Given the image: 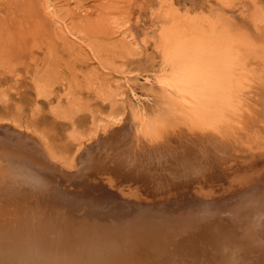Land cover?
Masks as SVG:
<instances>
[{
	"label": "rangeland",
	"instance_id": "374dc122",
	"mask_svg": "<svg viewBox=\"0 0 264 264\" xmlns=\"http://www.w3.org/2000/svg\"><path fill=\"white\" fill-rule=\"evenodd\" d=\"M148 1L136 0L122 17L132 18L137 32L135 42L122 45L118 34L108 41L95 33L81 40L65 28L81 18L94 23L98 0H53L55 18L62 20L59 26L71 45L61 48L58 28L50 31L24 0H0V126L33 147L18 149L13 142L7 147L10 141L0 147V183L33 176L37 185L47 186L40 204L27 200L20 213L17 197L4 190L2 200L11 210L0 223V249L11 253L1 257L4 264L29 263V252L19 249L24 244L39 248L29 246L46 261L63 252L75 264L96 261L90 255L94 248L106 258L114 254V264H264V106L256 105L264 104V94H240L252 81L264 87V72L252 67L231 77L233 90L223 64L202 65L200 59L240 42L241 32L264 13V0L259 5L256 0ZM243 17L245 26L239 21ZM228 25L241 32L231 33ZM88 42L99 57L85 51ZM63 49L80 52L68 56ZM78 56L79 65L72 67ZM132 58L142 61L129 64ZM35 77L46 79L44 88L33 86ZM194 85L189 105L183 95ZM66 102L73 115L57 117ZM221 105L236 113L224 117L217 109ZM248 111L256 112L257 122L250 115L241 119ZM111 117L121 120L107 131L98 129L97 119ZM95 128L97 135L88 138ZM213 156L229 163L231 172L211 173L203 181L201 171ZM23 158L38 169L22 164ZM102 165L108 168L98 169ZM59 166L79 173L52 183ZM62 184L93 218H104L105 230L76 224L74 211L64 214V204L45 198ZM236 204L249 208L238 210ZM12 224L23 234L6 248L3 240L13 232ZM122 231L136 235L116 236ZM83 240L91 246L85 248Z\"/></svg>",
	"mask_w": 264,
	"mask_h": 264
},
{
	"label": "bare ground",
	"instance_id": "6f19581e",
	"mask_svg": "<svg viewBox=\"0 0 264 264\" xmlns=\"http://www.w3.org/2000/svg\"><path fill=\"white\" fill-rule=\"evenodd\" d=\"M20 1L22 2L23 0H20ZM24 1H25V5L30 7L34 11V13L36 15H38V18H40L43 22H45L48 25V29H50V31H54V28H56V27L58 28L59 32H57V33H59L61 35L58 37L56 43L61 48L71 47V45L67 41V39L65 37H63L62 33H64V32H63L62 28L59 26L60 22H62V20L59 19L58 17L55 18L56 10H55L54 4H53V0H24ZM98 1L101 3H100V8L97 10L98 11L97 17L95 18L96 21L94 23H91L90 26L86 25L87 19L81 18V20L77 26L73 25L71 27H65V28L69 31L75 30L78 34L81 35V40H83L87 35H89L91 33L92 34L95 33V34H97L98 37L101 36L102 38H104V39H102V41L103 40L108 41L110 39L109 38L110 35L118 34L119 36H121L120 44H122V45H125V44L129 45V39L132 40L133 42H135L136 41L135 37L137 38V36H136L137 32L134 34L135 25L132 21V18H129L127 20V19H122V17H124L125 14L126 15L128 14L127 12L129 10L130 5L134 4V2L136 0H98ZM138 1H141V0H138ZM206 1H213V0H206ZM152 2H154V0H149L148 2H146V4L149 3V5H151ZM256 2H257V5L260 4V0H256ZM263 4H264V2H263ZM160 5L162 6V4H160ZM254 5H255V3L253 4V6ZM256 18H258L256 21L257 23H253L251 27L244 29L243 32H241L239 30L241 27L236 28V27H232V26L228 25L229 31L231 33L235 29H238L242 33L243 38L240 40V42H237L235 40L234 45H231L228 48V50H225L227 47L226 46V47H224L225 49H223V50H219V51L215 50L214 53H211V55L209 54L211 57L208 55V56H205L204 59L200 58V59L204 60L202 65H205L207 63L209 66L210 61L214 62V64H217V63H219L221 65L223 64L222 65V68L224 70L223 73L226 74L227 80L229 79L228 86L233 88V90H236L237 87H236V85L232 84L231 77L239 75V73L242 74L243 72H246L247 70H249L252 67L253 68L258 67L261 72L262 71L264 72V65L262 64V63H264V55L262 54V50H264V13L262 14V12L259 11ZM239 21H243L244 26L248 24L247 19L244 17L241 18V20L239 19ZM82 24H84V26ZM88 28L93 29V31L88 32L87 30H84V29H88ZM161 31H162L163 35H166L165 29H163ZM230 38H231V36L228 37V39H230ZM237 45L239 46L240 49L237 48ZM92 46L93 45L88 42L86 44V47H85L86 50L85 51L90 50V52L92 51V52H94V54L97 53L98 57H99L100 51L98 49L92 48ZM63 50H66L68 52V56H71L72 53L74 54V52L75 53L80 52V50L79 51H72V49H63ZM215 57H216V59H214ZM239 58L244 59V60L240 61V60H238ZM141 61H142L141 59L136 60V59L132 58V59H129V61H127V62L129 64H136V63H140ZM222 61L226 62V63H223ZM58 62L60 63L59 60H58ZM79 62H80V58L78 56L77 62L74 63V65L72 67L76 66L77 64L79 65ZM226 65H228V66H226ZM229 65H232V67L229 68ZM213 70H214L215 74L218 73V69L214 68ZM13 80L17 81L16 75H13ZM79 80H87V79L82 78ZM45 82H46V79L44 77H41V78L35 77L32 81L33 86L36 87L37 90L44 88L46 85ZM246 87L247 88L244 91H240L242 98H245V97L249 96L250 94H252V95L264 94L263 83L261 84V83H258L257 81H255V82L252 81V84H249V86L247 85ZM196 90H197V85L190 86L186 90L187 94L183 95L185 97L184 100L189 105H191L192 103H190V101H188V98H192L193 96H191V94L196 93ZM113 101L114 100L112 98L111 102L113 103ZM249 105H252L253 107H255V105H253V104H249ZM256 105H257V108L264 106V104L263 105L262 104L261 105L256 104ZM63 108L65 110L59 109L58 111L55 112L57 117L67 116L68 114H70L69 116L73 115V113H71V112H73V106H71L70 104H68L66 102V104L63 105ZM217 109L219 110V112L222 115H224V117H229V116L234 115L236 113V110H234V108H227L224 105L217 107ZM248 112H250V113L243 114L241 119H244L248 115H250L252 121L257 122L256 120H258V116H255L256 112L255 111H253V112L248 111ZM16 113H19V108L16 109ZM120 120L121 119H117L115 117H111L109 121L97 119V122H102L101 126H99L98 129L103 130V131H107L108 130L107 128L110 127V125H113L114 123H119ZM6 129L7 128L5 126H2V125L0 126V147L5 146L6 142L10 141V142H8L7 147H9V146L11 147L10 144H11V142H13L14 143L13 145L18 149L26 148V147L33 149L31 143L28 142L30 140H28L26 137L24 138L23 135H21L17 132H15V134L8 133L6 131ZM97 132L98 131L96 130V128L93 129L92 131L89 132L88 138L93 139V137L97 135ZM108 134L104 133L101 135V137L105 140V142L108 141V140H106V139H108ZM204 137L206 139H209L208 136H204ZM80 145H81V143H80ZM46 148L48 149L47 146H46ZM29 151H31V150H29ZM47 151H49V155L52 158V160L55 159V157H56L55 153L53 151H51L50 149H48ZM86 151H87V149H86ZM18 154L22 155V153H18ZM43 154H44L43 157H45L47 159V161L50 162L51 160L49 161V159H48L49 157L45 154V152H43ZM211 158L213 159V161L208 163L210 165L206 167V170L204 169L201 171V172L205 171V174H204L205 177H204L203 181L208 179V177H209L208 174H211V173H212V175L222 173V171L224 169H226V171H228V172H231L230 171V164L227 163L225 160H222V159L214 157V156ZM13 159L17 160V158H13ZM24 162L26 163L27 161L23 158L22 164ZM26 164L28 166H31L33 171H36L38 169V168L33 167L32 166L33 164H31V163L27 162ZM69 164L70 163H68L66 166L72 168L71 166H69ZM105 167H107V166L102 165L98 169L103 170V168H105ZM57 168H58L59 174L57 172L56 173L57 177L56 176L51 177L52 183H54L56 181L59 182L60 179H62L64 175L73 176V175H77L79 173V172H75L72 170L67 171L68 168L63 169L62 166H59ZM48 170H49V168L47 167L44 170V172H46ZM197 170H199V167L197 168ZM193 172H194V170L192 169V173ZM196 174L197 173L195 172L193 175L195 176ZM58 175L60 178L58 177ZM63 179L65 181L67 180L65 178H63ZM11 180L12 181H10V183L8 181H3L0 183V189H1V191H0V200H1L0 201V223L4 222V220H2L3 215H10L11 214V210H9L7 208L9 203H7L6 200L5 201L2 200L3 192L5 193L7 191V193H5L7 196L10 195V197H13V198L17 197V199H18L17 202L21 203L20 206H18V210H17L20 213L21 211L24 210L23 204H27L29 202H33L34 204H37L39 198L43 197V194H42L44 191L43 189H45L47 187L45 185L44 186L37 185L35 182V178L33 176L15 177L14 181L11 177ZM47 180L49 181V179H47ZM62 185L53 186V190L51 193H48V191H46L44 194L45 198H49L50 201H52L54 203L61 202V205H59V206H62L64 204V206L66 207L64 210V214H67V211H74V212H72L73 215H71V216L73 218H75L74 222L76 224H79V223L82 225L87 224L88 226H92L94 231L99 230V229H100V231L103 229L105 230L104 218H102L96 214H95V217L93 218V215H90L89 211H87L86 208L84 207V203L82 202V204L80 205L79 202L75 201V200H78V197H76V196L74 197L75 200L73 198H71L69 196V193H68L69 189L66 188V186H64V185L62 186ZM39 186L42 188H39ZM5 189H9V190L4 191ZM23 194L25 196H23V199H22L21 195H23ZM66 195H68L69 197ZM71 196H74V195L72 194ZM27 200H29V201H27ZM232 200L233 199H231V201ZM26 201H27V203H25ZM39 204L40 203H38L37 205H39ZM234 206H238V208H237L238 210L249 208V206L247 207V205H240V204L239 205L236 204ZM59 209L61 210V208H59ZM60 210H58V211H60ZM89 218H91V219H89ZM8 226H9V230L10 231L12 230L13 232H11L9 235V237H11V239L8 236H6L7 238H5L3 240V245H5L6 248L9 245H11V243H13L14 240L18 239V238H14V237H19V233H21L23 231V230H21V231L19 230V228H20L19 224H12L11 226L10 225H8ZM125 232H127V231L119 232V234L116 233V236L118 235V237H121V236L122 237H126V236H129V237L134 236L135 237V235H136L134 233L124 235L123 233H125ZM5 233H6V231H5ZM21 234H23V233H21ZM29 239H32V238L29 237L27 239L26 243L28 242ZM83 241L86 242L87 240H83ZM91 243L92 242L90 240L88 242H86L84 244L85 248L91 246ZM24 245L28 246L27 244H24ZM24 245H21V247L19 249L24 250V251H22L23 254H27L29 252L28 254H29V258L31 261H29V263H27V264H35V262L33 261L35 259H40L41 260L40 264H75L72 261V259L68 260V259H70V257L67 258L68 255L64 254L63 252L62 253L54 252V254L51 255L52 260L47 259L48 261H46V258L44 256L40 255L41 257L39 258L38 255L32 253L29 249L30 247H32L34 249H39V248H37L36 246L34 247L32 245H29L30 247L29 246L26 247ZM114 245L117 247L116 244H114ZM8 248H10V247H8ZM16 251L17 250H14V252H16ZM115 251H116L115 255L117 256L118 255L117 254V252H118L117 248ZM11 252H12V250H11ZM90 252H92L90 254L91 258H96V261L91 262V264H111V263L114 264L115 263L116 259L115 258L113 259L111 257L114 254H111L106 258L104 255H102L99 252V248H96V249L94 248V249L90 250ZM7 253L9 254L10 251H7L6 249H0V264H4L3 259L1 257H3V258L7 257L8 256ZM63 255H64L63 262H60L59 259ZM44 258H45V260H43ZM76 264H84V262L76 263ZM88 264H90V262Z\"/></svg>",
	"mask_w": 264,
	"mask_h": 264
}]
</instances>
